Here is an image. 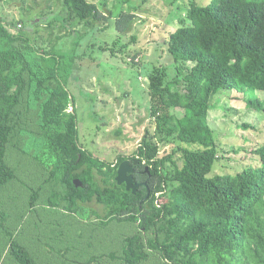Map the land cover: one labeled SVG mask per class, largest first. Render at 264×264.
Returning <instances> with one entry per match:
<instances>
[{
  "label": "trees",
  "instance_id": "16d2710c",
  "mask_svg": "<svg viewBox=\"0 0 264 264\" xmlns=\"http://www.w3.org/2000/svg\"><path fill=\"white\" fill-rule=\"evenodd\" d=\"M63 6L60 22L83 25L84 35L107 18L90 0ZM133 18L121 12L117 29L130 30ZM179 20L166 40L173 74L154 62L147 72L154 129L132 155L108 160L79 138L67 85L79 55L50 54L21 32L22 23L0 16V264H264V143L253 150L257 165L212 175L218 142L207 118L221 90L264 91V0L193 1ZM246 103L264 109L259 99ZM160 144L174 146L160 155ZM15 155L28 160L13 164L25 161L38 180L29 187L28 206L40 209L30 224L25 218L15 224L4 211L6 191L19 177L9 160ZM136 157L134 181L146 185L133 193L116 175L122 161ZM92 202L103 210L102 230L95 221L72 232L71 217L94 214ZM42 243L48 255H60L40 259ZM102 245L114 249L97 254Z\"/></svg>",
  "mask_w": 264,
  "mask_h": 264
},
{
  "label": "rangeland",
  "instance_id": "374dc122",
  "mask_svg": "<svg viewBox=\"0 0 264 264\" xmlns=\"http://www.w3.org/2000/svg\"><path fill=\"white\" fill-rule=\"evenodd\" d=\"M90 1L99 5L107 18L99 21L86 36L83 25L72 28L60 22L63 0H4L0 3V16L8 23H22L21 32L29 36L35 46L50 54L65 55L66 60L79 55L67 83L79 116V138L82 145L97 156L110 160L121 153L132 155L146 130L154 129L148 110L150 96L147 72L154 62L168 65L170 75L173 74V61L167 54L166 40L180 26L179 19L186 18L193 1L205 4L209 0ZM123 11L134 15L131 29L127 32L119 31L116 26V20ZM45 21L50 22L51 26ZM38 24L41 26H36ZM37 31L39 34L35 33ZM250 98L264 101V91L221 90L211 98L207 118L218 142L219 156L212 175L236 173L249 165L258 164L253 150L264 143V109L261 111L248 107L246 102ZM176 113L182 115L183 110L176 109ZM245 124L250 126L244 127ZM172 146L160 144V155L168 153ZM21 159L28 160L27 157L15 155L12 159L9 156L12 165ZM25 164L18 167L14 165L19 177L11 184L13 189L7 190L5 195L6 198L11 196V202L6 199L9 205L4 207V211L11 212L15 224L23 218L30 224L40 210L37 207L31 210L28 206L29 187H36L38 180L33 169ZM30 164L32 168L40 166ZM89 206L96 209L94 214L71 217L72 232L80 229L78 223L86 226L95 221L99 231L102 230L103 210L94 202ZM90 229L86 227V233L83 230L80 240L82 248L88 241L87 231ZM49 249L41 245L37 247L40 259L47 258L46 255L52 258L60 255H48ZM112 249L113 246L102 245L96 249V253H108ZM89 255L86 247L83 256Z\"/></svg>",
  "mask_w": 264,
  "mask_h": 264
},
{
  "label": "water",
  "instance_id": "95a60500",
  "mask_svg": "<svg viewBox=\"0 0 264 264\" xmlns=\"http://www.w3.org/2000/svg\"><path fill=\"white\" fill-rule=\"evenodd\" d=\"M138 163V158L136 157L131 162L130 160H124L122 161L117 169V175H116V181L120 184H125L126 190H131L133 193L136 192L137 188L144 184L146 185V182L143 183H137L134 181L133 172H134V165ZM147 169V167H146ZM74 184L79 187L82 185L81 181L77 178L73 180Z\"/></svg>",
  "mask_w": 264,
  "mask_h": 264
},
{
  "label": "flooded vegetation",
  "instance_id": "af4514ba",
  "mask_svg": "<svg viewBox=\"0 0 264 264\" xmlns=\"http://www.w3.org/2000/svg\"><path fill=\"white\" fill-rule=\"evenodd\" d=\"M130 161H131V160H130ZM131 162H132V161H131ZM134 171H135V169H134ZM133 173H134V172H133ZM143 182H146V181H141V182H137V183H143ZM141 185H143V184H141ZM141 185H140V186H141Z\"/></svg>",
  "mask_w": 264,
  "mask_h": 264
},
{
  "label": "crops",
  "instance_id": "0c3cea01",
  "mask_svg": "<svg viewBox=\"0 0 264 264\" xmlns=\"http://www.w3.org/2000/svg\"><path fill=\"white\" fill-rule=\"evenodd\" d=\"M41 246H44L45 244L44 243H42V244H40ZM71 251H73V250H71ZM44 254V253H43ZM46 259V258H45Z\"/></svg>",
  "mask_w": 264,
  "mask_h": 264
}]
</instances>
